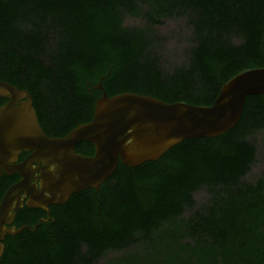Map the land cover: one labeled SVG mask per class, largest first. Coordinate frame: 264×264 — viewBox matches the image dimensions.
Instances as JSON below:
<instances>
[{
    "label": "trees",
    "instance_id": "16d2710c",
    "mask_svg": "<svg viewBox=\"0 0 264 264\" xmlns=\"http://www.w3.org/2000/svg\"><path fill=\"white\" fill-rule=\"evenodd\" d=\"M263 36L264 0H0V80L29 91L47 136L64 137L93 120L100 83L110 98L212 106L264 66ZM263 152L264 95L249 96L234 129L120 163L0 264H252L264 254V169L250 179Z\"/></svg>",
    "mask_w": 264,
    "mask_h": 264
},
{
    "label": "water",
    "instance_id": "95a60500",
    "mask_svg": "<svg viewBox=\"0 0 264 264\" xmlns=\"http://www.w3.org/2000/svg\"><path fill=\"white\" fill-rule=\"evenodd\" d=\"M262 46L264 53V36ZM95 89L103 95L95 104L93 120L64 137L51 138L39 123L31 93L0 80V97L8 100L0 107V176L22 152L32 155L14 172L26 177L34 164L44 166L41 189L31 193L30 207L48 209L83 191L99 192L120 163L137 168L159 161L185 140L214 139L231 131L242 118L247 98L264 95V66L235 76L208 107L169 104L134 93L110 98L102 83ZM84 142L94 146L93 156L76 152ZM25 182L7 193L3 208Z\"/></svg>",
    "mask_w": 264,
    "mask_h": 264
},
{
    "label": "flooded vegetation",
    "instance_id": "af4514ba",
    "mask_svg": "<svg viewBox=\"0 0 264 264\" xmlns=\"http://www.w3.org/2000/svg\"><path fill=\"white\" fill-rule=\"evenodd\" d=\"M31 155L32 152L20 153L17 161L10 164L8 171H3L0 176V207L4 205V199L11 189L21 185L23 181H27L24 187L20 188L21 190L16 193L11 202L6 207L0 208V238H3L0 241V247H3V254L0 257V261L5 255L9 243L26 232L36 233L43 225L55 221L58 208L69 202L61 206L51 205L48 209L32 208L29 206L32 199L31 193L34 192L35 188L41 189L42 168L44 166L34 164L26 172V177L14 172V168L26 163ZM252 264H264V254L259 256L258 260Z\"/></svg>",
    "mask_w": 264,
    "mask_h": 264
},
{
    "label": "rangeland",
    "instance_id": "374dc122",
    "mask_svg": "<svg viewBox=\"0 0 264 264\" xmlns=\"http://www.w3.org/2000/svg\"><path fill=\"white\" fill-rule=\"evenodd\" d=\"M133 23H136V21H132V20H129L128 21V24H133ZM177 26H179V23L177 22H172L171 24H169L168 28L167 29H171V28H176ZM262 158H264V152H263V156ZM264 161V159H263ZM262 161V163L256 168V170L253 172V175H251L250 179L253 180L255 178H257L258 176H260L261 172L263 171L264 169V162ZM206 194L205 193H201L199 196H198V199L199 200H204L206 198Z\"/></svg>",
    "mask_w": 264,
    "mask_h": 264
}]
</instances>
